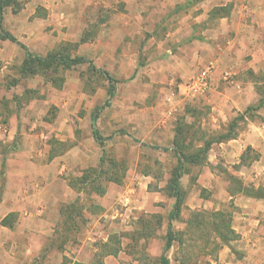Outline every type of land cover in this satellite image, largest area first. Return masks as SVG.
Listing matches in <instances>:
<instances>
[{
	"label": "rangeland",
	"instance_id": "rangeland-1",
	"mask_svg": "<svg viewBox=\"0 0 264 264\" xmlns=\"http://www.w3.org/2000/svg\"><path fill=\"white\" fill-rule=\"evenodd\" d=\"M187 2L20 0L18 14L6 10L5 31L31 53L47 58L63 52L87 59L100 71L94 72L89 64L71 68L54 64L36 65L33 75H24L20 71L25 52L15 44L4 48L6 59L0 61V184H40L39 188L55 184L52 191L58 197L49 201L47 210L54 232L40 240L41 250L24 264H96L101 245L112 236L118 237L123 249L117 257L102 259L103 264H160L168 216L175 204L165 190L177 167L171 151L177 124L184 120L194 127L192 134L199 129L201 136L212 139L225 133L238 114L246 111L227 109L213 92L205 97L188 92L190 82L216 60L207 49L212 29L219 27L218 42L223 36L236 44L229 56H235L238 39L247 32L260 45L256 48L259 55L264 47V0H199L193 12ZM219 2L227 8V19L210 25V12L200 6L211 8ZM190 15L204 19L197 25L187 24ZM188 27H192L195 46L184 49L180 34ZM5 41L0 38V49ZM243 52L246 56L250 51ZM196 55L195 66L187 70L180 64L181 70L174 72L177 61ZM228 72L220 75L218 93L223 96L234 87L236 76ZM109 79L116 86L111 99ZM262 79L264 69L247 78L259 86H263ZM103 107L96 122L105 140L100 145L94 140L92 115ZM261 121L264 108L238 122V137L249 130L250 123ZM229 142L214 145L203 165L191 168L181 180L184 203L173 228L184 232L186 247L182 250L176 243L165 254L171 264H182L183 259H190L187 264H240L242 260L241 253L228 247L215 251L211 230H186L187 221L209 219L201 215L212 212L231 214L233 229L238 227L242 195L232 178L243 181L245 170L237 163L238 154H228ZM249 154L255 156L253 150ZM9 160L14 162L13 170L25 169L26 174L9 178ZM112 161L119 166L114 167ZM152 216L162 218V228L154 238L134 246L131 236L140 231L141 220ZM15 220V216L10 219ZM212 251L214 255L208 256Z\"/></svg>",
	"mask_w": 264,
	"mask_h": 264
},
{
	"label": "crops",
	"instance_id": "crops-1",
	"mask_svg": "<svg viewBox=\"0 0 264 264\" xmlns=\"http://www.w3.org/2000/svg\"><path fill=\"white\" fill-rule=\"evenodd\" d=\"M190 2H194L189 5L191 7L190 12H193L192 6L197 4L199 0H188L187 6ZM223 7L220 2L211 8L210 6H200V8L206 9L210 13L216 8ZM195 11H199V8H195ZM210 13L208 14L210 25L216 23L218 25L219 21L223 23L227 19V17L219 20H216L217 18L211 19ZM202 19L204 17L190 15L186 18V23L197 25L196 23H199ZM191 28L188 27L183 36L182 32L180 34V40H182H179V44H183L184 49L195 46L191 37ZM218 28L216 26L212 29L214 32L211 37L212 43L207 47L216 57L214 61L217 64L219 63L218 71L212 79L210 92L216 94L227 109L244 112L248 107L257 105L260 102L257 94L259 85L254 81L247 80V78L256 76L261 69H264V47L262 49L260 47L262 55H259L256 48L257 46L259 48L260 45L247 32L242 38L238 39L239 47L235 56H229L228 54L231 53L236 44L233 43V46L231 42H226L224 40L226 38L223 36L221 37L223 41L218 42V36L215 37L220 32ZM12 44L10 41L2 43L3 49H0V61L6 59L4 48L10 49ZM246 49H249L250 52L244 56L243 51H246ZM19 53L23 55L22 51ZM24 56L26 57V54ZM197 60L198 55L177 61V66H173L174 72L181 70L180 64H183L187 70L191 69L196 65ZM226 71L236 77H234L235 82L232 92L227 91L223 96V94L218 93V89L220 75L227 73ZM214 94L209 97V103L212 102ZM219 95H222L223 98H219ZM226 147L229 155L235 157L238 154L239 160L237 163L241 162V156L249 148L254 151V155L258 156V160L249 161V166L242 167L245 173H241V177L243 176L244 186L264 189V121L250 123L249 130L241 133L237 140L229 142ZM12 161L9 160L7 163L9 178L11 175L26 174L25 169L13 170L14 162ZM39 185L0 184V190L2 191L0 197V264H24L30 257L39 253L42 248L39 244L40 240L54 232V221L50 218L47 210H50L49 201L58 200L57 195L52 191L55 184H42L41 188H39ZM49 192L50 194H48ZM241 198L239 205L241 210L237 214L238 227L235 228L239 239L237 242H233L229 249L232 252L238 251L242 254L240 264H264V199H256L245 195H242ZM10 215H14L16 219L13 228L2 226V221Z\"/></svg>",
	"mask_w": 264,
	"mask_h": 264
},
{
	"label": "trees",
	"instance_id": "trees-1",
	"mask_svg": "<svg viewBox=\"0 0 264 264\" xmlns=\"http://www.w3.org/2000/svg\"><path fill=\"white\" fill-rule=\"evenodd\" d=\"M194 2L188 3V6ZM13 9L14 14H18L21 11L22 5L20 0H0V38L6 41H10L11 43L19 46L26 54V59L23 64V67L20 71L21 74L24 75H33L34 67L37 65L38 67L47 65H64L67 68L78 67L85 64H89L94 72L99 73L100 71L95 69L91 62H89L85 58L80 57H72L69 54H65L61 52L53 53L49 55L47 58H43L41 56L35 55L30 52L27 46L21 44L12 34L8 33L4 29V16L7 9ZM228 16V11L226 7L216 8L213 12L210 13V17L213 18H225ZM49 67V66H48ZM260 80V79H257ZM264 82V79H262ZM111 84V89L109 92V98H113L115 96L116 86L109 79ZM263 86L258 87V94L262 96L260 102L255 106H250L246 109L244 113H239L238 117L235 118L228 127V130L223 134H218L214 138L210 139L209 137L201 136L199 133V129L197 132H193V126L186 124V121H180L177 124L175 129V139L173 143V147L171 151L174 153L177 160V167L174 169L172 173V178L169 180L165 193L170 199L175 200V204L173 210L170 212L168 216V225H167V234H166V245H165V254L173 249L176 243L179 244L180 248L183 250L186 247V242L184 241V232L177 233L173 228V222H175L182 211L183 201H184V190L181 185L182 178L189 174L191 168L198 167L203 165L206 160L209 152L212 150V147L216 144H223L232 140H236L238 138V122H245L251 116L253 118V114L258 112L264 108V83ZM105 108H99L95 111L92 117V126H93V135L94 140L103 145L105 140L100 135L99 131L96 129V122L98 115ZM197 133V134H196ZM191 134V135H190ZM197 135L194 136V135ZM193 135V136H192ZM200 135V136H199ZM131 137V136H130ZM191 137V138H190ZM195 143H201L200 146H196ZM159 149V148H156ZM160 150V149H159ZM169 149H164V151H168ZM252 151L249 148L241 157L240 167L249 166L250 162L257 161L258 156L250 157V152ZM112 165L119 166L112 161ZM103 173V172H102ZM233 182L236 184L237 193L245 195L247 197H254L256 199H264V189L263 188H255L253 186H244V182L241 179L232 178ZM113 181H118L116 178ZM101 191V190H100ZM2 191L0 190V197ZM208 216L209 219H205L203 217ZM14 215L8 216L5 220L2 221V226L13 228L14 222L10 221ZM203 219L198 217H194L193 219L186 222V230L192 233L201 231V228L204 227L205 230H211L215 239V247L214 250H221L223 247L231 248L232 243L239 239L235 230L232 227L233 220L232 215L227 212H212L209 215H201ZM69 217L65 219V225L67 224ZM162 218L158 216H152L151 219H143L141 220V229L136 234L134 233L131 236V241L134 246L141 245V241H148L152 239L156 235L157 229L162 228ZM190 247H194L190 245ZM132 248V247H131ZM122 243L116 236H112L107 243H104L100 247V254H98V260L96 264H103L104 258L107 257H117L122 252ZM165 254L160 259V264H171L170 260L165 256ZM214 251L208 253V256H213ZM101 260H100V258ZM214 260H217L215 258ZM190 261L187 259L182 260V264H187ZM75 264H83V263H75Z\"/></svg>",
	"mask_w": 264,
	"mask_h": 264
},
{
	"label": "built area",
	"instance_id": "built-area-1",
	"mask_svg": "<svg viewBox=\"0 0 264 264\" xmlns=\"http://www.w3.org/2000/svg\"><path fill=\"white\" fill-rule=\"evenodd\" d=\"M217 71V62L214 60L210 61L201 74L190 82L187 88L188 92L193 97L207 96L211 90L212 79L216 75Z\"/></svg>",
	"mask_w": 264,
	"mask_h": 264
}]
</instances>
